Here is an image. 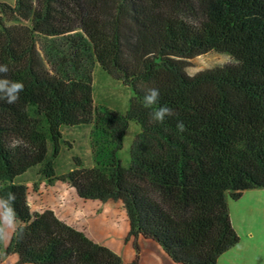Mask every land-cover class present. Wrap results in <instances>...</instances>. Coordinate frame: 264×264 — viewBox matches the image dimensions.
I'll return each mask as SVG.
<instances>
[{"label": "trees", "instance_id": "obj_1", "mask_svg": "<svg viewBox=\"0 0 264 264\" xmlns=\"http://www.w3.org/2000/svg\"><path fill=\"white\" fill-rule=\"evenodd\" d=\"M0 11V65L25 86L15 104L0 100V196L15 193L23 229L7 249L0 244V263L17 255V264H123L53 211L32 213L18 180L46 164L40 176L49 184L67 183L83 200L121 201L129 239L156 242L177 264H218L241 241L228 196L264 189V0H16ZM78 34L133 90L127 113L97 107L93 86L71 79L63 54L51 72L38 39ZM210 53L237 61L191 76L187 64ZM148 88L160 93L154 107L175 116L150 121ZM30 106L45 116L50 140ZM132 122L141 131L125 167L118 154ZM87 126L94 167L74 156L75 168L59 174L56 160L70 145L64 129ZM135 247L130 264H140Z\"/></svg>", "mask_w": 264, "mask_h": 264}, {"label": "rangeland", "instance_id": "obj_2", "mask_svg": "<svg viewBox=\"0 0 264 264\" xmlns=\"http://www.w3.org/2000/svg\"><path fill=\"white\" fill-rule=\"evenodd\" d=\"M1 4L14 6L16 0H0V6ZM38 48L53 74H58L60 54L70 58L67 69L71 79L93 86L94 100L97 107L123 114L127 113L133 98V90L111 77L100 67L91 43L83 34H78L72 39L45 40L39 38ZM236 61L234 58L210 53L191 60L187 64V71L191 76H194L200 72L222 67ZM31 113L35 114L33 109ZM140 131V126L132 122L125 135L123 149L118 154L125 167L130 165L131 148ZM92 132L91 126L79 129H64L66 140L70 145L63 146L61 154L56 160L59 174H66L75 168L74 156L82 158L87 168L94 167ZM52 154L53 150H51L49 160L52 158ZM24 181L32 185L35 181L40 182L36 173L29 175ZM30 195L34 196L33 186L30 187ZM227 200L232 226L241 241L232 253L223 259L222 263L264 264V189L245 191L243 197L237 201L229 196Z\"/></svg>", "mask_w": 264, "mask_h": 264}, {"label": "crops", "instance_id": "obj_3", "mask_svg": "<svg viewBox=\"0 0 264 264\" xmlns=\"http://www.w3.org/2000/svg\"><path fill=\"white\" fill-rule=\"evenodd\" d=\"M34 110L35 114L31 113ZM30 116L40 121V131L50 140L49 126L45 116L40 115L35 106L29 107ZM49 161V156L47 162ZM46 164L27 173L18 180L28 188V202L32 213H44L51 210L68 226L83 232L88 238L97 244L110 248L122 258L123 264L132 263L137 257L135 245L139 247L140 264H177L166 251L156 242L143 237L129 239L130 221L121 201H91L81 199L75 189L64 182L49 184L40 176V172ZM36 173L38 181L32 185L24 180ZM33 186L34 196L30 195V187ZM12 239L3 244V249L10 246ZM233 249L223 255L218 264L232 253ZM19 257L11 255L4 258L0 264H17Z\"/></svg>", "mask_w": 264, "mask_h": 264}, {"label": "clouds", "instance_id": "obj_4", "mask_svg": "<svg viewBox=\"0 0 264 264\" xmlns=\"http://www.w3.org/2000/svg\"><path fill=\"white\" fill-rule=\"evenodd\" d=\"M9 68L7 65H0V100L8 104H15L20 99V94L24 91V84L21 81L7 78ZM160 99L159 90L148 88L143 98L145 108L150 109V121L153 123H163L166 118L175 116V112L168 106L157 105ZM177 131L182 133L186 131L183 121L176 124ZM16 195L8 192L0 196V244H5L16 236L22 234L23 229L20 226L18 214L15 209Z\"/></svg>", "mask_w": 264, "mask_h": 264}]
</instances>
